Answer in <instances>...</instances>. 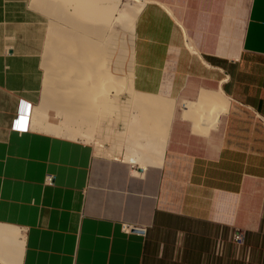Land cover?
I'll list each match as a JSON object with an SVG mask.
<instances>
[{
  "label": "crops",
  "instance_id": "1",
  "mask_svg": "<svg viewBox=\"0 0 264 264\" xmlns=\"http://www.w3.org/2000/svg\"><path fill=\"white\" fill-rule=\"evenodd\" d=\"M140 1L88 139L38 127L37 73L0 55V264H264V0Z\"/></svg>",
  "mask_w": 264,
  "mask_h": 264
},
{
  "label": "bare ground",
  "instance_id": "2",
  "mask_svg": "<svg viewBox=\"0 0 264 264\" xmlns=\"http://www.w3.org/2000/svg\"><path fill=\"white\" fill-rule=\"evenodd\" d=\"M30 1L33 2L35 8L39 9H37L39 12L42 10L44 14L50 16L49 21L38 22L39 30L46 35L42 58V65L45 69L42 98L44 108L35 107L37 109L34 115L46 118V109L53 107L58 114L64 115L67 121L89 123L96 114L106 110L107 94L111 90L123 88L120 86L124 81L121 84V79L113 70H116V65L121 63L118 59H121L122 53L124 54L126 44L120 47L118 49L120 53L116 54L117 45L114 44L116 30L112 26L116 23L132 35L139 9H131V7L128 10L116 11L115 9L117 13L115 16L113 10L117 0ZM34 20L38 21L35 18ZM110 62H116L113 70L110 69L112 68ZM125 74H127L126 84L128 85V75L131 72L128 74L126 68ZM187 105L189 112L193 111L196 119L205 117L208 119L215 110L202 103L188 102ZM39 121V119L35 120L39 126L47 130L60 133L62 129L65 133L72 134L67 125L60 128L47 122L42 126Z\"/></svg>",
  "mask_w": 264,
  "mask_h": 264
},
{
  "label": "rangeland",
  "instance_id": "3",
  "mask_svg": "<svg viewBox=\"0 0 264 264\" xmlns=\"http://www.w3.org/2000/svg\"><path fill=\"white\" fill-rule=\"evenodd\" d=\"M114 5H116V7L114 6V10H113V15L115 16L117 15L116 11L118 10L121 9L128 10L130 9V7L131 9L137 10L140 9L141 7V3L137 0H117L115 1ZM30 6H32L34 9L32 7L29 8ZM37 9L38 8H35L33 2L30 0H0V55L2 59L3 68L5 70H8L9 66H13L15 68L16 66L24 67V65H27V69L30 71L29 65H32L31 70L33 72V75L37 73L38 76V87H39L38 93L40 94L39 106L36 107L42 109L43 107L42 98L44 93L43 79L45 77V69L44 66L42 65L43 53L41 52L40 48L34 47V41L32 40V37L29 35H25L30 33V28H32V26L30 27V25L31 22L34 21V18L38 19V21L35 20L38 24V28H39L38 22L44 21L43 23H45L50 19V16H47L49 14H44L45 12H42V10L39 12L38 11L39 9L38 10ZM115 9L117 10L115 11ZM115 24H113L112 27L116 30L115 42H114V44L117 45V48H115L116 54L120 53V50L118 49L124 46L125 44H126L125 45L126 50L124 51V54L123 53L121 54V59L120 58L118 59V61L121 62L120 64L118 63L116 65V68L118 70L117 69L113 70V65H115L114 63L116 62H110L112 66V68L110 69H112L113 72L117 75V77L121 79V84L123 81L125 82V83L123 82V84L120 86V88L123 87L121 90L114 89L113 91L111 90L107 94L109 101L115 103L114 109L108 113L99 112L100 114H96V116L94 117L96 119L95 120L96 123H94L95 124L94 125L92 122L88 123L84 121L83 122L82 121L74 122L71 120L67 121L64 115L62 116V114L57 113L55 108L48 107L46 109L48 118L51 115L52 121H58L57 126L62 128L67 125L70 128V131H72V134L71 133L68 134V132L65 133L61 129L60 133L64 132V134H68L73 137L86 138L82 135L80 136L78 132L84 130L89 134L93 130H96V124L99 125V122L106 121L107 124H110L114 121L116 102H118L123 97L124 91L127 90V84H126L127 74L125 73H126V68H128L129 65L128 62L130 58V46L132 41V35L129 32H126L125 29L120 25L118 24L115 25ZM120 42L121 43L123 42L122 45ZM25 45L28 46L26 50L24 49ZM119 69H121L122 71L121 70L119 71ZM35 70L37 71L35 72ZM124 78L126 80H124ZM37 108L34 107L33 115L35 113L34 111ZM119 109H121L120 104H119ZM248 116L250 118L255 119L256 124H260L261 126H263L261 123L262 121L260 122L258 117L250 116V115ZM34 117L35 120L36 119L40 120L39 123L42 126L47 124V120L45 117L42 116L40 117L39 115H34ZM38 127L43 128L41 126Z\"/></svg>",
  "mask_w": 264,
  "mask_h": 264
},
{
  "label": "built area",
  "instance_id": "4",
  "mask_svg": "<svg viewBox=\"0 0 264 264\" xmlns=\"http://www.w3.org/2000/svg\"><path fill=\"white\" fill-rule=\"evenodd\" d=\"M54 175L52 173H46L43 179V182L45 185H53L54 184ZM122 229L124 232H130L132 229H140V230H145L144 227H136L133 226L127 222L122 223ZM233 239L235 243L241 244L244 241L243 234L242 232H236L234 233Z\"/></svg>",
  "mask_w": 264,
  "mask_h": 264
}]
</instances>
